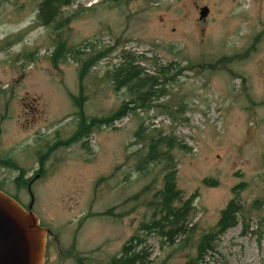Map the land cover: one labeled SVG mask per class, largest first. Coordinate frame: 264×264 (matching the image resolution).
Wrapping results in <instances>:
<instances>
[{
    "label": "rangeland",
    "instance_id": "obj_1",
    "mask_svg": "<svg viewBox=\"0 0 264 264\" xmlns=\"http://www.w3.org/2000/svg\"><path fill=\"white\" fill-rule=\"evenodd\" d=\"M42 2L0 0V191L27 208L32 181L45 264H264V0H72L49 26ZM126 55L154 96L117 89Z\"/></svg>",
    "mask_w": 264,
    "mask_h": 264
},
{
    "label": "trees",
    "instance_id": "obj_2",
    "mask_svg": "<svg viewBox=\"0 0 264 264\" xmlns=\"http://www.w3.org/2000/svg\"><path fill=\"white\" fill-rule=\"evenodd\" d=\"M72 0H43V2L40 4L39 7V14H38V21L43 24L44 26H49L51 25L53 22H55V20L57 19V16L61 10V8L69 5L71 3ZM61 26V23L57 25ZM65 45L64 43H61L59 45V47L57 48L55 54L57 56H62L65 53ZM125 62L122 63L118 68V72L115 71L112 74V80L114 82V84L117 86V89L122 88V87H126L128 86L130 91L133 92L136 95H139L141 91H143L145 88L148 87V92H146L145 94H147V96L149 95H153L154 96V88L157 85V81L155 77L152 76H148L146 75L145 77L142 76L144 75L142 73V71L139 69V67L136 64V59L134 57H132L131 55H126V57H124ZM117 72V73H116ZM83 99V98H82ZM84 100V99H83ZM83 100H74V103L76 104V106H79L81 109L83 108L82 106V101ZM127 106H123L121 107L119 110H117L116 112H114L111 116H108L106 118H102V119H98V118H94L91 120L90 126H96L98 123L101 125H105L111 122H114L116 120H119L123 117V115L125 114V110H126ZM85 121V118H81V122ZM80 122V123H81ZM87 122H86V126L83 129V131H81V128H79L78 131L75 132V134L73 135V137L69 140H67V142H69V144L75 142V140H77L80 137H85L88 134L89 131V127ZM86 132V133H85ZM82 135V136H81ZM82 138V139H83ZM9 162V161H8ZM7 163V162H5ZM11 164V163H10ZM13 165V164H11ZM170 180L167 182L166 185V199H165V208L167 210L168 216H178L179 214V210L177 212L174 211V209L172 208V203L174 201H178L179 200V193L175 191V182H174V178H169ZM238 211L234 205L233 202H231L227 208L222 212L221 215V219L218 223V227L222 230V231H226L229 228H232L234 226H236V215H237ZM145 228H152V226H150L149 224H145L144 225ZM203 245L200 246L199 251L202 252V247ZM141 257H142V252H138L135 254V259H131V257L128 255L127 258L122 259V260H118L115 262V264H141Z\"/></svg>",
    "mask_w": 264,
    "mask_h": 264
},
{
    "label": "water",
    "instance_id": "obj_3",
    "mask_svg": "<svg viewBox=\"0 0 264 264\" xmlns=\"http://www.w3.org/2000/svg\"><path fill=\"white\" fill-rule=\"evenodd\" d=\"M207 15L208 9L202 8L200 19ZM33 204L32 193L28 209H25L13 197L0 191V264H45L50 230L41 226L33 212Z\"/></svg>",
    "mask_w": 264,
    "mask_h": 264
},
{
    "label": "flooded vegetation",
    "instance_id": "obj_4",
    "mask_svg": "<svg viewBox=\"0 0 264 264\" xmlns=\"http://www.w3.org/2000/svg\"><path fill=\"white\" fill-rule=\"evenodd\" d=\"M250 2H251V0H250ZM212 5H220V3L219 2H217V1H215V2H213V4ZM206 7V6H205ZM209 9V14H210V8H208ZM209 16V15H208ZM244 17V16H243ZM228 18V17H227ZM203 21H206V19H204ZM226 34H227V31H226ZM262 34V33H261ZM256 35H258V36H256ZM254 36H256V38L253 40V37ZM253 37L251 36V35H249V38H251L250 40H251V42L253 41L254 43H258V41L261 39V36H260V33H258V34H255ZM248 40V39H247Z\"/></svg>",
    "mask_w": 264,
    "mask_h": 264
},
{
    "label": "bare ground",
    "instance_id": "obj_5",
    "mask_svg": "<svg viewBox=\"0 0 264 264\" xmlns=\"http://www.w3.org/2000/svg\"><path fill=\"white\" fill-rule=\"evenodd\" d=\"M202 8H207L208 9V7H202ZM201 8V9H202ZM201 9H200V11H201ZM200 11H199V19H200ZM208 15H209V9H208ZM208 15H207V17H208ZM207 17H205L204 19H206ZM204 19H200V20H204ZM76 106V105H75ZM32 181H29V183H28V186H29V184L31 183ZM28 186H27V188H28ZM32 186V185H31ZM31 189H30V195H31ZM12 197V196H11ZM15 199V198H14ZM16 200V199H15ZM19 202V201H18ZM31 202V201H30ZM20 203V202H19ZM21 204V203H20ZM22 205V204H21ZM34 205V204H33ZM23 206V205H22ZM29 206V205H28ZM25 209H28V207L26 208L25 206H23ZM42 226V225H41ZM43 227V226H42ZM45 228V227H44ZM48 229V228H47ZM50 230V229H49ZM50 233H51V231H50ZM50 233H49V235H50ZM48 235V236H49ZM47 242H48V240H47ZM47 247V246H46ZM45 262H46V260H45Z\"/></svg>",
    "mask_w": 264,
    "mask_h": 264
}]
</instances>
